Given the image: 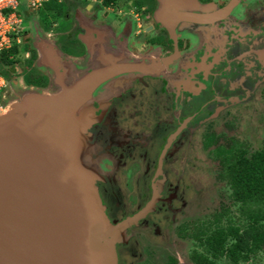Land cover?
I'll return each mask as SVG.
<instances>
[{"label": "flooded vegetation", "instance_id": "obj_1", "mask_svg": "<svg viewBox=\"0 0 264 264\" xmlns=\"http://www.w3.org/2000/svg\"><path fill=\"white\" fill-rule=\"evenodd\" d=\"M198 1L213 6L206 23L170 30L157 0H59L61 14L46 23L45 12H30L34 33L22 26L21 62L2 69L6 85L46 90L55 81L50 61L61 78L70 62L73 78L112 64L163 65L109 75L89 102L84 135L94 155L112 157L95 180L108 220L124 225L118 264H208L210 212L228 207L219 154L238 142L252 153L264 142V0H238L225 15L216 12L231 0ZM249 116L255 138L243 124ZM258 256L264 264L262 252L239 264Z\"/></svg>", "mask_w": 264, "mask_h": 264}, {"label": "water", "instance_id": "obj_2", "mask_svg": "<svg viewBox=\"0 0 264 264\" xmlns=\"http://www.w3.org/2000/svg\"><path fill=\"white\" fill-rule=\"evenodd\" d=\"M157 1L156 16L170 30L204 25L213 9L198 0ZM70 64L61 78L50 61L59 87L53 94L21 80L8 82L1 95L0 264H118L116 243L124 225L108 220L96 178L79 158L91 118L83 108L105 77L153 74L163 65L112 64L73 78L77 64Z\"/></svg>", "mask_w": 264, "mask_h": 264}, {"label": "trees", "instance_id": "obj_3", "mask_svg": "<svg viewBox=\"0 0 264 264\" xmlns=\"http://www.w3.org/2000/svg\"><path fill=\"white\" fill-rule=\"evenodd\" d=\"M58 1L46 0L37 10L45 12V23L48 17L61 14L62 6ZM101 1L103 6L116 2ZM19 49L20 45L14 42L9 49L2 51L0 66L13 67L19 64ZM0 75L4 76L2 68ZM236 144V148L224 149L219 154L222 168L218 181L223 183L225 202L228 207L235 208L237 215L232 219L229 208L224 206L221 210H211V220L207 223L208 228H205L209 232L208 244L213 258L208 264H219L221 258L224 263L239 264L249 261L260 252L264 254V142L252 153L247 151L244 142ZM222 218L225 219L224 223H221Z\"/></svg>", "mask_w": 264, "mask_h": 264}, {"label": "rangeland", "instance_id": "obj_4", "mask_svg": "<svg viewBox=\"0 0 264 264\" xmlns=\"http://www.w3.org/2000/svg\"><path fill=\"white\" fill-rule=\"evenodd\" d=\"M21 4H23V2ZM18 12H19L21 19H22V26L25 28H28L30 33H34L33 28L35 26L34 22L36 21L34 18L35 15L30 13L29 10L24 6V4L22 5V7L19 8ZM240 15H241V13H240ZM238 16H239V13H238ZM34 37H35V35H34ZM38 39H40V37H38ZM49 39L50 38H47L45 36V41H47ZM19 40H22V39H20V37H19ZM0 68L3 69L5 67L0 66ZM43 72H45V74L48 75L49 77H52L51 71L49 70V68L46 65V61H45V69H43ZM18 81L20 82L21 80H18ZM18 81L15 80V82H18ZM58 88L59 87L57 85H55L54 82H52V85H50V87L48 89H46V92H47V94H53L59 90ZM262 108L264 109V104H263ZM83 109H86L85 111L87 113L89 111H92V102L88 103ZM242 119L244 120L243 124H247L248 126H250L248 128L249 137L255 138L257 134L254 131V127L258 126V122L255 120H253L254 122H252L250 116L249 117H243ZM252 140H254L255 144H254L253 148H255L256 145L259 144V142H257V141H259V137H258V139H252ZM79 145H80L79 146V158L83 160V163L85 165H87L86 169L91 173V175H93V177H95V178L98 177L99 176L98 172H100L102 170L103 165L106 162H109L112 160V157L106 153H103V154L100 153L101 155H97V154L94 155V153L98 152V150H97L98 148L94 144H92V140L89 136L83 137L81 139V142ZM130 170H132V168ZM209 189H211V188L209 187ZM260 258H261V256H258V258L256 260H252L249 264H262V262H261L262 258H261V260H260Z\"/></svg>", "mask_w": 264, "mask_h": 264}, {"label": "built area", "instance_id": "obj_5", "mask_svg": "<svg viewBox=\"0 0 264 264\" xmlns=\"http://www.w3.org/2000/svg\"><path fill=\"white\" fill-rule=\"evenodd\" d=\"M22 2L29 12H34L39 10L46 0H0V53L9 49L14 42H19L22 19L18 11L23 5ZM5 88V79L0 75V114L4 110L1 95Z\"/></svg>", "mask_w": 264, "mask_h": 264}]
</instances>
